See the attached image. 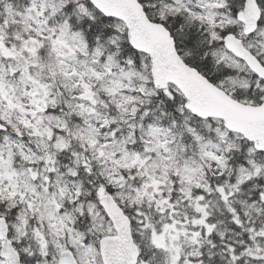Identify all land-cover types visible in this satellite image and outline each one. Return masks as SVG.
<instances>
[{"label": "snow or ice", "instance_id": "1", "mask_svg": "<svg viewBox=\"0 0 264 264\" xmlns=\"http://www.w3.org/2000/svg\"><path fill=\"white\" fill-rule=\"evenodd\" d=\"M0 264H264V0H0Z\"/></svg>", "mask_w": 264, "mask_h": 264}]
</instances>
